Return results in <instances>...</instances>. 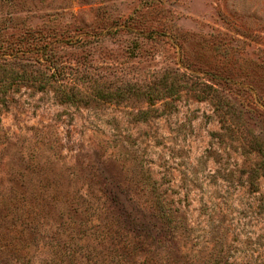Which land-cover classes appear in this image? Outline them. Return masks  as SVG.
<instances>
[{
    "label": "rangeland",
    "instance_id": "374dc122",
    "mask_svg": "<svg viewBox=\"0 0 264 264\" xmlns=\"http://www.w3.org/2000/svg\"><path fill=\"white\" fill-rule=\"evenodd\" d=\"M263 152L264 0H0V264H264Z\"/></svg>",
    "mask_w": 264,
    "mask_h": 264
},
{
    "label": "trees",
    "instance_id": "16d2710c",
    "mask_svg": "<svg viewBox=\"0 0 264 264\" xmlns=\"http://www.w3.org/2000/svg\"><path fill=\"white\" fill-rule=\"evenodd\" d=\"M27 37L29 40L34 38L38 42L45 41V38L47 39V37L41 34L37 37H31L30 33H28ZM46 61L49 64V68L54 70L49 78H55L61 75L63 70L66 69V66L63 65V62L55 54H49ZM174 78L171 81H163L160 84L161 87H155L150 91L149 99L153 105L160 99H179L183 92H187L192 93L199 101H209L214 106L215 111L222 117H226L232 111L238 109V106L228 96L222 93L218 84H214L211 80H206L205 77L184 73ZM258 153H262L261 146H259Z\"/></svg>",
    "mask_w": 264,
    "mask_h": 264
}]
</instances>
